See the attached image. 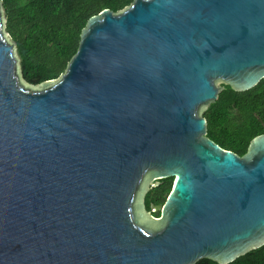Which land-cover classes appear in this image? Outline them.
I'll return each mask as SVG.
<instances>
[{
    "label": "water",
    "instance_id": "95a60500",
    "mask_svg": "<svg viewBox=\"0 0 264 264\" xmlns=\"http://www.w3.org/2000/svg\"><path fill=\"white\" fill-rule=\"evenodd\" d=\"M264 79V0H135L28 85L0 2V264H230L264 245V135L207 137L220 83ZM174 178L155 221L151 180Z\"/></svg>",
    "mask_w": 264,
    "mask_h": 264
},
{
    "label": "trees",
    "instance_id": "16d2710c",
    "mask_svg": "<svg viewBox=\"0 0 264 264\" xmlns=\"http://www.w3.org/2000/svg\"><path fill=\"white\" fill-rule=\"evenodd\" d=\"M134 1L0 0L5 32L16 48L23 80L37 86L60 79L79 50L82 32L89 20L106 9L119 14ZM202 117L207 120L210 140L244 157L253 141L264 135V79L245 92L223 84L218 99ZM159 182V186L145 194L148 212L154 206L164 205L173 189L174 178ZM196 264L220 263L206 258ZM230 264H264V245Z\"/></svg>",
    "mask_w": 264,
    "mask_h": 264
},
{
    "label": "rangeland",
    "instance_id": "374dc122",
    "mask_svg": "<svg viewBox=\"0 0 264 264\" xmlns=\"http://www.w3.org/2000/svg\"><path fill=\"white\" fill-rule=\"evenodd\" d=\"M9 38H10V36H9ZM11 39V38H10ZM12 40V39H11ZM223 84L224 83H220V88L222 89V86H223ZM151 185H152V182H151V180L148 182V184H147V187H146V190H145V194H146V192L149 190V187H151ZM154 210V209H153ZM144 214H145V216L148 218V219H150V220H152V221H155L156 219H157V216L158 215H156L157 213H154V212H148L146 209L144 210Z\"/></svg>",
    "mask_w": 264,
    "mask_h": 264
},
{
    "label": "flooded vegetation",
    "instance_id": "af4514ba",
    "mask_svg": "<svg viewBox=\"0 0 264 264\" xmlns=\"http://www.w3.org/2000/svg\"><path fill=\"white\" fill-rule=\"evenodd\" d=\"M160 181V180H159ZM159 181H157V183H159L157 186H159L160 185V182ZM153 186V184L151 185V187H149V189L150 188H154V187H152ZM157 186H155V187H157ZM153 212V211H152ZM155 213V212H154ZM157 214H159L158 216L160 217L161 216V212H157ZM159 217H157V218H159Z\"/></svg>",
    "mask_w": 264,
    "mask_h": 264
}]
</instances>
